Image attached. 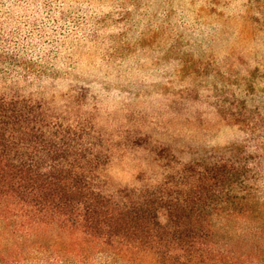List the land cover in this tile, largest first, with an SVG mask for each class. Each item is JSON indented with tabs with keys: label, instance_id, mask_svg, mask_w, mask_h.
Listing matches in <instances>:
<instances>
[{
	"label": "trees",
	"instance_id": "16d2710c",
	"mask_svg": "<svg viewBox=\"0 0 264 264\" xmlns=\"http://www.w3.org/2000/svg\"><path fill=\"white\" fill-rule=\"evenodd\" d=\"M136 4L141 0H0V217L56 227L76 240L61 253L79 248L86 261L103 246L118 257L144 253L156 264H215L222 257L212 245L217 219L264 218V86L253 81L264 78V61L246 59L239 73L229 53L216 68L254 101L237 98L234 110L222 112L244 139L218 158L171 163L151 169L150 178L142 171L113 184V137L94 124L87 91L56 93L78 63L118 56L112 46L121 29L143 19ZM253 15L264 29V4ZM135 135L153 150L169 145L148 132Z\"/></svg>",
	"mask_w": 264,
	"mask_h": 264
},
{
	"label": "rangeland",
	"instance_id": "374dc122",
	"mask_svg": "<svg viewBox=\"0 0 264 264\" xmlns=\"http://www.w3.org/2000/svg\"><path fill=\"white\" fill-rule=\"evenodd\" d=\"M263 4L141 0L134 12L143 19L121 29L112 46L118 56L78 63L61 78L58 98L71 88L86 90L94 124L107 139L113 137L108 170L113 184L127 183L142 171L150 178L151 169L171 163L218 158L232 142L244 139L246 132L233 128V117L224 118L222 112L234 110L237 98L249 106L254 101L247 97V87L242 94V86L216 68L229 53L240 64L239 73H246V59L264 61V29L253 15ZM253 81L264 86V78ZM136 132L169 145L153 150ZM215 228L213 252L222 253L215 264H264V218L222 216ZM63 243L76 240L54 226L0 217V264H156L144 253L118 257L103 246L86 261L85 251L76 247L78 252L61 253Z\"/></svg>",
	"mask_w": 264,
	"mask_h": 264
}]
</instances>
